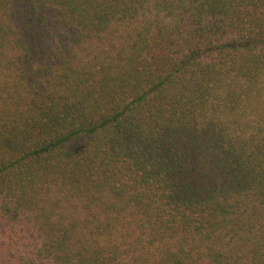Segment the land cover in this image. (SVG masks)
<instances>
[{"label": "trees", "instance_id": "obj_1", "mask_svg": "<svg viewBox=\"0 0 264 264\" xmlns=\"http://www.w3.org/2000/svg\"><path fill=\"white\" fill-rule=\"evenodd\" d=\"M0 264H264V0H0Z\"/></svg>", "mask_w": 264, "mask_h": 264}]
</instances>
